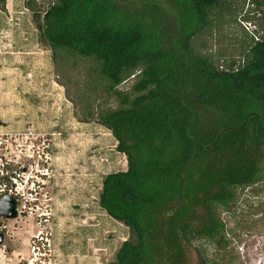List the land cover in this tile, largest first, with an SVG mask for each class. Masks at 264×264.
I'll return each instance as SVG.
<instances>
[{
    "label": "trees",
    "instance_id": "16d2710c",
    "mask_svg": "<svg viewBox=\"0 0 264 264\" xmlns=\"http://www.w3.org/2000/svg\"><path fill=\"white\" fill-rule=\"evenodd\" d=\"M168 1L170 27L149 0H50L39 41L75 119L107 127L126 157L98 195L128 227L106 264H188L192 238L216 247L204 264H234L228 249L238 235L221 213L264 184V0L237 6L262 34L247 32L225 65L197 36L229 0ZM25 6L39 11L37 0Z\"/></svg>",
    "mask_w": 264,
    "mask_h": 264
},
{
    "label": "rangeland",
    "instance_id": "374dc122",
    "mask_svg": "<svg viewBox=\"0 0 264 264\" xmlns=\"http://www.w3.org/2000/svg\"><path fill=\"white\" fill-rule=\"evenodd\" d=\"M119 1L141 6V0ZM149 1L155 3L152 4L153 7L163 13L164 23L170 27L173 20L172 12L169 10L170 1ZM49 2L50 0H37L39 11L32 12L25 8V24L38 34V38L41 30L37 23L41 22ZM242 3L246 9L249 0H229V9L226 7L219 9L220 20L211 30L197 36V41L204 43L202 48L204 52L221 56L219 59L221 65L228 63L232 57H238L241 40L248 38L246 35L248 31L241 23L237 8ZM19 8H22L21 4L14 9ZM251 20L255 21L259 28V20L256 18ZM15 21L18 20L14 18L10 20V31L11 26H18L20 23L16 24ZM21 26L23 27V25L19 27ZM39 46L46 48L41 41ZM26 60L27 58L24 59ZM26 65H35L31 69L32 75L27 78L31 79L32 87L35 83L38 84L37 89L30 86L31 94L27 99V104L38 115L29 118L28 123H34L37 131L38 125L40 128L43 126L47 128L49 124V129L54 132L52 135L40 136L39 141L44 140L41 147L48 145V153L52 155V173L45 188L49 192V184L54 177L56 203L60 205L59 211L62 213L59 214L57 210L55 215L51 200H46L42 209L51 211L52 225L54 217L57 216V219L60 217L59 231L68 233L69 239L73 240L72 252L88 248L95 255L94 250L97 249L98 256L100 254V260L104 264L106 260L113 258V251L127 237L128 227L102 210L98 203V195L105 174L127 167L125 154L116 148L117 140L107 127L97 122H80L75 119L72 103L65 97L64 87L56 81L49 50H40L35 63L31 60L30 64ZM38 66L39 69L42 68L41 71H38ZM131 83L132 78L123 82L120 87L128 88ZM48 87L52 94L47 93ZM261 187L263 190H260L259 184L249 188L250 191L244 189L240 192L238 200L231 204L228 212L221 213L225 222L238 235L228 249L233 253L231 258L234 264H264V184ZM6 223L9 236L4 238V242L8 248L20 247L27 251L29 234L31 229L35 230L33 219L19 217L7 219ZM184 250L188 264H204L205 260L214 257L216 247L206 239L192 238L189 244L184 246ZM201 255L204 256V261L201 260Z\"/></svg>",
    "mask_w": 264,
    "mask_h": 264
},
{
    "label": "built area",
    "instance_id": "2783aa9c",
    "mask_svg": "<svg viewBox=\"0 0 264 264\" xmlns=\"http://www.w3.org/2000/svg\"><path fill=\"white\" fill-rule=\"evenodd\" d=\"M254 14L261 15L259 11ZM241 23L255 39H259L262 30L255 21L241 19ZM26 75L32 73L29 71ZM34 126L29 122L23 129L0 132V197L4 193L13 196L17 202L15 218L30 217L35 225L28 238V256L19 255L14 264H54L52 213L42 209L49 199L45 186L52 173V155L48 153V145L41 147L44 140L39 141L40 136L53 133L37 131ZM6 220L0 215V232L4 238L9 234ZM4 240L0 244V264H11L13 256Z\"/></svg>",
    "mask_w": 264,
    "mask_h": 264
},
{
    "label": "crops",
    "instance_id": "0c3cea01",
    "mask_svg": "<svg viewBox=\"0 0 264 264\" xmlns=\"http://www.w3.org/2000/svg\"><path fill=\"white\" fill-rule=\"evenodd\" d=\"M19 4L22 5L23 9L19 8L18 10H15L14 8ZM4 6V9H1L0 7V132L23 129L28 124V121H30L29 118L38 115L33 112L30 105L27 104V99L31 94L30 89L38 88V84L36 83L34 87L31 86L32 84L30 85L31 79H28L26 75L27 72H29L28 70L32 73L31 69L35 65L26 64H30L31 60H34L35 63V59L38 57L40 50H49L47 46H45L47 49L39 46L38 34L25 24V8L28 10L25 6V0H4ZM12 18L18 20L15 21L16 24L20 23L18 26H11L12 30L10 31L9 25L11 24L10 20ZM20 25H23V27H19ZM21 58H23V60H21ZM25 58H27L26 61H24ZM28 59H30V61ZM39 70L41 71L42 68L40 67L39 69L38 66V71ZM49 89L50 88L48 87L47 93L52 94ZM34 121L36 123V120ZM49 126L50 125L47 124V128L44 126L40 128L38 125L37 129L54 133L49 129ZM55 181L56 180L53 177V180L49 184L48 201L51 200L56 215V211L60 210V205H57L56 203L57 193ZM102 210L104 209L102 208ZM60 213L62 212L59 211V214ZM59 218L57 219V216L54 217L53 225L54 264H102L97 249L94 250V253H96L95 255H93V251H90L88 248L85 249L86 251L83 249L84 252H72L71 244L73 240L69 239L70 236L68 233L64 234V232L59 231ZM32 231L33 230L31 229L29 236ZM115 250L113 251V255ZM8 251L13 256V262H11V264H14L19 258V255L22 257L28 256V250L23 251L20 247H11ZM111 259L106 260L104 264Z\"/></svg>",
    "mask_w": 264,
    "mask_h": 264
},
{
    "label": "water",
    "instance_id": "95a60500",
    "mask_svg": "<svg viewBox=\"0 0 264 264\" xmlns=\"http://www.w3.org/2000/svg\"><path fill=\"white\" fill-rule=\"evenodd\" d=\"M0 215L6 219H13L17 216V202L13 196L4 193L0 197ZM4 235L0 232V244L3 242Z\"/></svg>",
    "mask_w": 264,
    "mask_h": 264
}]
</instances>
